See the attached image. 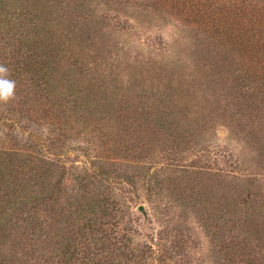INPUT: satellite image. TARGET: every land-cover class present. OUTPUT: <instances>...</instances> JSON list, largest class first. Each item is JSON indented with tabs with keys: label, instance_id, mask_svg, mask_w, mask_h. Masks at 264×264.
<instances>
[{
	"label": "rangeland",
	"instance_id": "1",
	"mask_svg": "<svg viewBox=\"0 0 264 264\" xmlns=\"http://www.w3.org/2000/svg\"><path fill=\"white\" fill-rule=\"evenodd\" d=\"M43 1L54 4L43 23L47 37L55 32L61 64L75 78L66 100L84 103L90 91L104 105L89 119L69 117L60 131L43 116L55 112L53 105L29 103L42 118L23 127L49 147L40 151L49 152L54 165H43V175L37 160L21 163L24 184L0 220V264H67L69 252L75 253L70 264H221L224 256L200 217L235 201L241 240L253 212L248 195L258 207L254 223L264 230V109L235 102L242 86L226 85L213 44L167 5L65 0L62 9L59 0ZM56 90L62 93L63 85ZM8 133L28 144L26 134L0 121V146ZM44 184L53 191L50 206L30 211L33 224H27L22 205ZM95 199L113 212L101 219ZM94 205L95 212L87 211Z\"/></svg>",
	"mask_w": 264,
	"mask_h": 264
},
{
	"label": "trees",
	"instance_id": "2",
	"mask_svg": "<svg viewBox=\"0 0 264 264\" xmlns=\"http://www.w3.org/2000/svg\"><path fill=\"white\" fill-rule=\"evenodd\" d=\"M25 2L32 3L34 8H29ZM141 2L147 7L155 8L167 5L165 8L171 15L210 41L217 56L215 67L218 73H224L226 85L242 86L238 95L234 97L238 100L235 102L258 110L264 109V0H141ZM63 3L65 0H59L56 6L62 8ZM22 4L25 9L18 14L17 7L18 5L22 7ZM53 5L43 0H0V24L8 28L1 31L3 28L1 26L0 30V65L8 69L7 78L15 82L13 97L7 102H0V121L5 123L10 121V125L12 127L14 125L19 134L28 136V144L21 146L17 137L8 133L0 146V220L9 210L10 206L7 204L10 196L15 195V190L24 184L25 179L20 172L23 165L21 163L37 160L43 175L47 173L43 165L49 167L54 165V162L48 159L49 152L40 151L49 147L43 148L39 137L33 135L32 138L30 126L23 127L25 121L34 122L42 118L34 116L35 111L29 103L33 101L37 105L38 102L45 100L46 104L53 105L55 112L44 111L43 116L49 117L51 124L57 126L60 131H65L64 126L68 123L69 117L81 115L82 119H89L100 112L101 105H104V100L92 97L93 92L90 91L89 95V92L86 93L87 100L84 103H77L74 99L66 100L75 85L73 70L71 67H63L59 56L62 46L54 40L55 32L51 33V37H47L49 31L43 26L46 17L51 15L49 9ZM57 85H63V92L60 94L57 93ZM99 91H96L97 94L102 95ZM91 102L94 104L90 108ZM152 109L153 107L151 111ZM162 127L164 128L163 125ZM35 150L38 151V156ZM3 168L10 171L3 174ZM61 169V177L64 178L65 167ZM77 174L78 172L72 171L69 176L87 191L85 183L82 184L83 179ZM31 182L30 179L27 184ZM60 184L61 181L58 185ZM52 193L51 188L44 184L39 196L24 201L22 206L28 211L22 212V216H26L24 221L27 224H33L30 223V211L36 213L40 206L47 208L50 206ZM248 197L250 199L247 204L251 206L253 212L244 221L245 228L241 232L246 235L241 234V240L235 232L242 227L240 220L242 210L235 201L228 202L225 210L213 211L200 217L204 228L219 248V254L224 256L221 264H264V250L260 245L263 242L261 236L264 230L259 229L254 223L258 215L256 213L258 207H254V195ZM94 202L100 208L101 219L108 217L114 210L103 200L95 199ZM95 205L87 211L95 212L93 211ZM228 215L234 219L228 218ZM4 231L2 227L0 234L3 235ZM227 234L231 237L229 241ZM252 238H256L260 243L253 245ZM70 247L67 246V252ZM69 254L71 260L69 261L72 263L75 253ZM85 260L79 261L80 264H87ZM95 264L114 262L112 259H104L103 262L96 261Z\"/></svg>",
	"mask_w": 264,
	"mask_h": 264
},
{
	"label": "clouds",
	"instance_id": "3",
	"mask_svg": "<svg viewBox=\"0 0 264 264\" xmlns=\"http://www.w3.org/2000/svg\"><path fill=\"white\" fill-rule=\"evenodd\" d=\"M8 69L0 65V102H7L13 97L15 82L7 78Z\"/></svg>",
	"mask_w": 264,
	"mask_h": 264
}]
</instances>
